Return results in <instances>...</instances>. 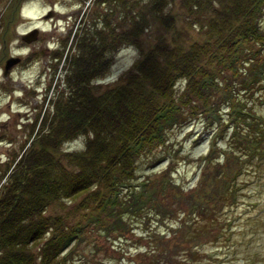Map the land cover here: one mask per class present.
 <instances>
[{"label":"rangeland","instance_id":"rangeland-1","mask_svg":"<svg viewBox=\"0 0 264 264\" xmlns=\"http://www.w3.org/2000/svg\"><path fill=\"white\" fill-rule=\"evenodd\" d=\"M133 2L143 7L146 13L138 14L142 17L136 16L139 8ZM193 3L195 0H0V165L5 168L38 131L45 115L51 113L53 101L69 87L66 76L72 74L71 62L85 51L98 48L100 52L101 72L88 75L94 95L122 82L128 85L127 76L133 74L127 71L133 61L149 53L156 54L161 63L170 62L154 72L158 85L149 97V108L152 100H162L160 89L167 87L173 71L182 70L175 78L178 91L185 89L188 78L196 84L193 66L216 65L209 56L215 31L205 33L200 27ZM132 20L136 27H130ZM237 22L233 18V24ZM32 26L39 28L36 39L22 40L21 32ZM129 27L136 41L127 40ZM193 45L208 52L209 58L187 60L188 46L194 56ZM11 54L21 60L4 75L3 66ZM236 96L250 105L255 117L241 118L235 135L216 141L215 154L209 160L203 154L213 144L212 138L221 137L225 129L208 138L216 125L211 129L212 121L203 117H191L170 129L163 144L146 158L139 157L136 164L138 177L140 173L168 176L163 191L139 213L125 214L123 226L110 229L90 224L66 264H264V88ZM134 126L127 130H136ZM89 137L78 134L60 147L80 153ZM230 144L242 153L233 157ZM124 153L122 148L113 155L122 158ZM234 171L238 173L235 177ZM93 189L101 193L103 183L75 191L73 200L52 202L46 211H68L77 221L82 216L73 211L74 204ZM152 201L159 209L148 207ZM197 204H206V211ZM215 211L218 216L212 221ZM188 248L193 253L190 260L184 258ZM166 251L172 263L163 257Z\"/></svg>","mask_w":264,"mask_h":264},{"label":"trees","instance_id":"trees-1","mask_svg":"<svg viewBox=\"0 0 264 264\" xmlns=\"http://www.w3.org/2000/svg\"><path fill=\"white\" fill-rule=\"evenodd\" d=\"M263 3L264 0H195L193 3L198 9L196 17L200 27L205 33L215 31L214 50L209 56L240 41L239 57L246 65L241 81L252 77L249 83L261 81L264 84L261 80L264 78ZM133 5L137 3L133 2ZM137 6L136 16L142 17L138 14L146 12L141 5ZM204 10L206 12L202 14ZM233 18L238 22L233 24ZM131 23L130 27H136L135 21ZM130 27L126 38L136 41ZM139 27L141 31L142 26ZM189 47L187 60L201 56L203 60L209 58L208 52L195 45L192 46L194 56H191ZM209 48L212 49L211 44ZM100 59L98 48L74 58L71 62L72 74L66 76L69 83L67 91L60 92L53 101L51 113L45 115L25 148L14 153L5 168L3 163L0 165V264H66L74 249L65 250V247L73 237V226L83 218L72 222L67 214L46 213L45 207L50 202L71 199L75 191L88 189L90 184L103 183L104 191L90 190L77 202V207L85 208L84 215L91 213L95 216L93 225L104 222L99 211L102 208L113 219L98 227L114 229L123 226L121 220L125 214L135 215L145 206L143 196L148 192L144 180L141 186L135 183L137 169L133 162L139 156L147 157L151 144L161 140L167 127L180 126L189 121L192 114H189L188 108L198 104V100L201 103L206 101V97L216 89L214 82L197 83V88H204L198 96L188 78L185 89L177 92L173 88V76L175 72L182 73V70H176L168 78L167 87L160 89L162 100L155 103L152 100L149 108V97L158 85L154 72L170 63L169 60L161 63L156 54L149 53L133 61L132 68L127 71L133 74L127 76V79L130 78L128 85L122 82L94 95L88 75L101 72ZM260 59L263 62H259ZM259 65L262 68L257 70ZM193 67L196 69L193 70L196 81H199L200 75L212 73L204 63ZM258 89L259 86H256L252 93ZM141 117L143 121L139 122ZM133 124L132 129H137L128 131L127 127ZM243 129L247 131L245 126ZM81 133L91 136L85 150L80 153L63 151L60 147L62 142ZM122 148L125 151L122 158L113 155ZM107 193L112 199L104 203L103 196ZM154 194L149 199L154 198ZM153 201L148 207L155 208ZM199 206H203L204 213L206 204ZM156 208L159 209L158 206ZM215 212L212 221L219 211ZM184 252L185 259H193L190 248ZM169 254L167 252L163 257L172 263Z\"/></svg>","mask_w":264,"mask_h":264},{"label":"water","instance_id":"water-1","mask_svg":"<svg viewBox=\"0 0 264 264\" xmlns=\"http://www.w3.org/2000/svg\"><path fill=\"white\" fill-rule=\"evenodd\" d=\"M21 36L24 40L30 41L37 36V28H32L31 30L23 33ZM19 60V56L10 55L9 57H7L3 66V73L7 74L9 72L10 67Z\"/></svg>","mask_w":264,"mask_h":264}]
</instances>
